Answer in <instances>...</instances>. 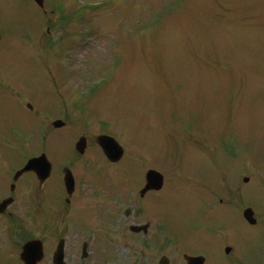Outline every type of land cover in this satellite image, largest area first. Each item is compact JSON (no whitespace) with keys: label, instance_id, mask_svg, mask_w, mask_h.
<instances>
[{"label":"rangeland","instance_id":"374dc122","mask_svg":"<svg viewBox=\"0 0 264 264\" xmlns=\"http://www.w3.org/2000/svg\"><path fill=\"white\" fill-rule=\"evenodd\" d=\"M46 9L0 0V118L15 117L5 88L13 85L35 94L44 115L73 103L74 127L49 131L46 142L43 118L25 113L21 138L0 148V179L9 176L7 160L16 165L32 146H47L61 164V151L87 135L86 156L71 163L91 207L70 215V226L73 219L84 232H70L69 216H56L52 203L27 208V234L47 247L43 264H53L51 246L61 236L68 252L86 239L96 264L104 241L97 208L107 202L93 190L131 194L148 169L165 175L166 206L158 209L178 244L210 246L204 234L217 228L214 244L222 238L248 258L264 256V227L242 217L252 207L264 223V0H46ZM101 133L124 146L119 164L96 145ZM60 185L55 177L51 191ZM126 207L118 211L124 220ZM0 241V264H21L8 237L0 233ZM131 253L123 236L110 256L131 264Z\"/></svg>","mask_w":264,"mask_h":264},{"label":"flooded vegetation","instance_id":"af4514ba","mask_svg":"<svg viewBox=\"0 0 264 264\" xmlns=\"http://www.w3.org/2000/svg\"><path fill=\"white\" fill-rule=\"evenodd\" d=\"M5 88L13 98L9 102V108L12 110L9 113L15 117L0 118V135H4L0 148L11 146L14 135L19 137L22 135L18 124L21 123L20 118L25 117V113L27 112L32 113L36 117H42V123L47 127V132L52 130L61 131L74 127L73 120L75 111L73 103L69 102V106L66 107V111L63 113L58 111L60 112L59 114H50V112L45 111L46 114L44 115L43 110L39 109L35 104L37 103L35 94L27 95L23 89H19L13 85H6ZM52 117L55 120L51 124L49 123L50 125L48 126V121ZM13 120L18 121L16 123ZM57 120L62 121L61 127L53 126ZM2 127H4L3 132L1 131ZM43 153L47 154L53 165L52 174L47 180H40L34 171L26 172L15 180L16 174L25 166L23 161H20L17 165L9 162L11 165L9 176L0 179V207L3 203H7L2 208L3 210L0 214V233L8 237L9 243L14 247L15 258L20 263L18 253L20 254V250L27 241L25 235V231H27L25 217L29 206L35 207L34 203L39 205V202L42 203V200L47 202L48 205L52 203L51 209L53 213H56V216L60 214L69 216V218L67 217L69 227H71L69 221L70 215L75 214L76 211L84 212L90 206H86V203L84 204L85 188L83 186L84 182L80 181V175L75 176L76 184L73 192L67 191L64 182L66 170L71 168L74 163L71 162L77 161L83 156L77 153L73 147L72 150L67 149L61 151V164H57L55 160H52L46 148H41L39 152L31 157H36ZM55 177H58L61 185L55 191H51V185L55 182ZM86 178L84 177V181ZM141 187L134 188L131 194L126 193L125 195L120 192L108 193L103 190L97 193L96 190H93L95 196H105V201L107 202V204L97 208L100 211V225L104 229L102 236L104 241L100 242L101 247L99 249V256H96V264L119 263L110 254L113 252V247H116L117 243L123 240V236L125 242L131 243L134 251L129 257L132 261L131 264H189L187 256L202 258L203 261H198V264H264V256L259 258H251L249 256L248 258V253L245 252L243 254L244 249L232 241L225 244L221 238L220 243L215 242L217 245L214 244V237L212 235L215 234V229L210 231L209 234H204L213 241V243H210V246L208 244H201L200 246H196L195 248L199 249L193 252L190 251L195 249L192 248V245L178 244L176 239H173L170 235L168 217L166 215L164 216L158 209V206L163 203L166 206V201L161 198L164 189L158 192L150 191L142 194L141 192H137V189ZM51 192L55 196L53 195L49 199L48 195ZM161 200L164 202H160ZM122 205L127 206L124 214L125 220L118 214L120 206ZM93 211L95 213L96 209H93ZM72 221L71 225L73 227ZM117 221H121L123 229L119 236L113 231L117 225ZM60 225L58 224L57 226L59 227ZM249 226L264 227V223L261 224L259 220L257 225ZM72 227L70 232H73L74 227ZM78 231L84 232L86 230L80 228ZM124 231H127V234H124ZM61 237L58 238L54 246H51L52 253L56 251L59 242L63 239V236ZM85 243H88L86 239H75L74 246L76 248L69 252V248L65 250L67 264H94L91 260L93 255L89 257H83L82 255V249ZM80 245L82 248L81 251L77 250ZM45 250L47 253V247ZM219 251L221 255H219Z\"/></svg>","mask_w":264,"mask_h":264},{"label":"water","instance_id":"95a60500","mask_svg":"<svg viewBox=\"0 0 264 264\" xmlns=\"http://www.w3.org/2000/svg\"><path fill=\"white\" fill-rule=\"evenodd\" d=\"M41 7L44 8V0H35ZM97 143L101 146L103 149L106 157L111 162H119L123 156H124V148L120 145V143L113 137L109 135H100L97 138ZM87 147V139L83 137L77 144V148L81 153H84ZM45 160L47 162H45ZM40 162L44 166L45 164L48 165V160L46 157H40L37 159L32 160V163ZM246 181H249V178L245 179ZM147 187L144 191L146 192L151 189L159 190L164 185V176L156 171V170H150L147 173ZM66 183L68 186L74 185V178L72 175V172L68 171L66 176ZM245 218L251 223L256 224L257 220L255 218V213L252 208H248L244 211ZM229 250V249H228ZM44 258V249H43V243L39 240L31 241L24 247V251L22 254V260L25 264H38L40 263ZM190 260L191 264H196L198 261L197 258H188ZM192 259V262H191ZM55 264H65L64 263V249L63 245L61 244L55 254L54 259Z\"/></svg>","mask_w":264,"mask_h":264}]
</instances>
